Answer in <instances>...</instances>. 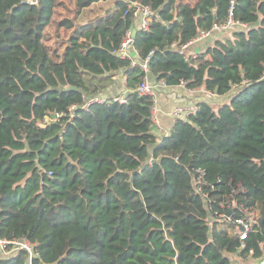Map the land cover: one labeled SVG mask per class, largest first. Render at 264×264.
Here are the masks:
<instances>
[{
  "label": "trees",
  "instance_id": "trees-1",
  "mask_svg": "<svg viewBox=\"0 0 264 264\" xmlns=\"http://www.w3.org/2000/svg\"><path fill=\"white\" fill-rule=\"evenodd\" d=\"M71 1L80 12L114 9L95 25L61 21L72 33L55 61L44 32L58 0H0V239L33 244L31 264L264 259V0ZM133 3L156 13L133 41L154 83L229 98L216 109L199 103L161 143L154 97L135 91L141 70L116 54ZM231 7L247 31L194 58L171 48L224 23ZM118 73L125 102L85 107ZM250 217L242 248L235 220ZM0 264H28V254H0Z\"/></svg>",
  "mask_w": 264,
  "mask_h": 264
},
{
  "label": "built area",
  "instance_id": "built-area-1",
  "mask_svg": "<svg viewBox=\"0 0 264 264\" xmlns=\"http://www.w3.org/2000/svg\"><path fill=\"white\" fill-rule=\"evenodd\" d=\"M232 6V5H231ZM131 7L134 8V13H133V25L130 27L123 39V41L120 44L119 49L116 51V54L122 58V59H129L132 61L133 65H138L139 69L141 70V73L143 75L141 82L137 85L135 91L139 95H150L154 97V87H153V82L149 77V70H148V61L149 58H147L145 61L139 62L138 59L133 57V53H136V51L133 48V41H134V36H135V31L137 28L139 30L147 31L149 28L150 23L152 22L153 18L156 17V13L148 6H142L138 5L136 3H133ZM137 24V27H136ZM248 25L242 24L240 22H237L233 19V14H232V7L230 8L229 14L227 19L224 21L222 24H215L212 26V28L209 31L201 32L196 38H194L190 43L179 46L177 48L176 45H172V49H177L180 54H184L185 58L188 59L189 57L194 58V56H191L188 54V48L189 46L197 43H201L203 41L212 39L214 35H224V34H230L234 31L236 32H244L247 31ZM152 54V53H151ZM150 54V55H151ZM264 79V75L262 77ZM184 86V85H183ZM206 98L208 99H214L218 98L215 94L208 92L204 90V102L209 103ZM104 101L103 98L101 97H96L91 100H89L86 104L85 107L89 106L91 103H102ZM116 101V100H115ZM120 103H124L125 100L119 99L118 100ZM153 108H152V113H153V123L154 125L156 124V119H155V101L153 100ZM197 107L196 106H188L185 108H177L174 110L172 113V116L175 121L181 120L184 121L186 120L190 115L194 114L196 112ZM56 119V116L47 119L46 121L48 122H53ZM230 220V219H229ZM255 220L250 217L248 219H237L235 220V224L238 225L240 228V234H239V239L242 243V248L244 247L243 242L246 240V237L248 233L251 231L252 226L255 224ZM23 250L28 254V264H31L32 259L34 258V246L27 240H16V241H5L0 239V254L1 255H9L11 253H14L16 251ZM254 264H264V259L257 260Z\"/></svg>",
  "mask_w": 264,
  "mask_h": 264
},
{
  "label": "rangeland",
  "instance_id": "rangeland-1",
  "mask_svg": "<svg viewBox=\"0 0 264 264\" xmlns=\"http://www.w3.org/2000/svg\"><path fill=\"white\" fill-rule=\"evenodd\" d=\"M113 5H110L108 2H99L95 5H93L90 10H84L83 12H80L76 4L73 3L71 0H58L57 7L55 10V16H54V22L53 24L47 28L46 34L44 36V43L48 46V48L51 51V55L53 60L59 61L61 58L62 53L65 51V49L70 45L69 38L71 36L72 31L66 30L63 27L59 26V23L64 20H69L74 23L75 27H79L82 25L90 24L93 22V25L97 24L99 17H106L108 14V10ZM80 13H79V12ZM101 12V13H99ZM100 15V16H99ZM229 37L231 35H228ZM225 39V38H223ZM153 82V81H152ZM124 87V80L121 76V73H118L115 75L114 78V84L110 88V97H119V99H122V90ZM199 91V90H195ZM200 94V93H199ZM198 95V94H196ZM206 100L209 102V104L212 106V108L216 109L219 105L223 104L224 102L228 101L229 98L223 97V98H212ZM244 159L239 160L240 162H243ZM247 166L249 169H251L253 172L258 173L261 175V169L257 165H255L253 162H248ZM243 172L247 175L248 179L252 182L254 187H256V183L254 182V179L252 175L250 174V171L244 170ZM258 186V185H257ZM261 193V197L264 200V188L261 186H258ZM230 261L232 264H253L252 260H243L238 257L237 254L229 255Z\"/></svg>",
  "mask_w": 264,
  "mask_h": 264
},
{
  "label": "crops",
  "instance_id": "crops-1",
  "mask_svg": "<svg viewBox=\"0 0 264 264\" xmlns=\"http://www.w3.org/2000/svg\"><path fill=\"white\" fill-rule=\"evenodd\" d=\"M114 9V5L110 8V10ZM56 10V9H55ZM101 13V12H99ZM55 16V15H54ZM100 16V15H99ZM100 18V17H99ZM54 22V17L52 22L46 27L45 32L48 27H50ZM137 27V24H136ZM44 32V34H46ZM230 34L224 35H214L212 39L203 41L201 43L193 44L188 48V54L196 57L197 55L203 54L207 51V49L214 44L217 40H224L223 38H229ZM133 57L138 59L137 55L133 53ZM154 87V101H155V119L156 124L154 125L153 134L156 136L158 143L164 138H167L170 134L171 127L175 122L172 113L177 108H185L188 106H196L199 103L204 102V89H198L199 91H188L185 89L183 85L177 87H167L163 84H157L153 82ZM110 88L106 89L101 98L104 100L110 97ZM128 91L123 87L122 96L126 94ZM200 93V94H199ZM198 94V95H196ZM219 99V98H217Z\"/></svg>",
  "mask_w": 264,
  "mask_h": 264
}]
</instances>
